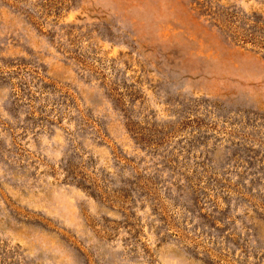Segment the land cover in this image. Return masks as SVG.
Returning <instances> with one entry per match:
<instances>
[{
  "label": "rangeland",
  "instance_id": "rangeland-1",
  "mask_svg": "<svg viewBox=\"0 0 264 264\" xmlns=\"http://www.w3.org/2000/svg\"><path fill=\"white\" fill-rule=\"evenodd\" d=\"M0 264H264V0H0Z\"/></svg>",
  "mask_w": 264,
  "mask_h": 264
}]
</instances>
